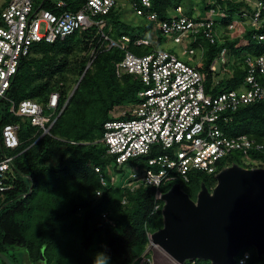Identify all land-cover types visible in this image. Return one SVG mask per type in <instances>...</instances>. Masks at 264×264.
Returning <instances> with one entry per match:
<instances>
[{
  "label": "trees",
  "instance_id": "1",
  "mask_svg": "<svg viewBox=\"0 0 264 264\" xmlns=\"http://www.w3.org/2000/svg\"><path fill=\"white\" fill-rule=\"evenodd\" d=\"M151 1L153 10L162 20L179 9L181 4V0ZM203 1L206 4L205 16L210 5ZM261 1L264 5V0ZM217 2L225 9L227 19L239 17L243 9H251L244 1ZM81 3L82 0H76L72 7L76 10ZM2 7L5 6H0V10ZM118 11L113 9L104 17L108 24L105 33L115 39L128 36L132 42L130 49L141 52L142 48L135 47L134 42L145 38L147 31L129 28L120 19ZM142 21L148 23L144 19ZM223 23L226 24V20ZM262 33L264 23L261 29L249 28L242 37L219 40L215 45L208 43L205 70L224 48L235 58L243 50L246 56L260 54L264 42H259L254 36ZM99 41L98 29L92 27L52 44L37 43L19 67L8 93L9 99L17 104L30 99L45 105L50 95L58 92L61 97L56 118L67 103L73 84L76 89L52 127L51 134L43 137L29 120L11 114L8 102H4L5 107L0 110V131L8 124L21 126V146L11 152L15 157L14 187L0 197L2 254L8 248L24 246L33 264L42 262L43 248L47 264H95V261L96 264H106V257L109 258L108 264H134L141 256H145L142 264H152V252L146 253L150 246L149 234L163 228V202L155 200L157 188L142 187L135 193L118 187L108 189L102 186L101 175L95 171L100 167L102 174L107 176L108 167L114 161L106 155V148L100 142L105 122L114 119L112 112L116 107L132 103L142 89V84L133 76H118L116 64L124 57L120 49L106 50L103 47L92 60L91 52L99 47ZM246 56L238 58L239 63L232 68L233 75L220 80L212 90L213 73H210L208 91L216 95L241 87L245 78L243 65ZM226 116L230 118L225 121ZM219 124L230 136L248 135L264 145V102L223 114ZM251 154L264 162V151ZM201 183L210 189L217 184L215 176L191 173L190 182L182 181L181 185L196 200ZM170 188L166 184L160 187V191L166 193ZM98 192H102L100 197ZM124 197L128 200L127 205L122 203ZM156 204L160 205L157 211ZM244 252L251 254L249 264L264 262L257 257L254 248H247L240 256ZM194 263L211 264L202 260Z\"/></svg>",
  "mask_w": 264,
  "mask_h": 264
},
{
  "label": "built area",
  "instance_id": "2",
  "mask_svg": "<svg viewBox=\"0 0 264 264\" xmlns=\"http://www.w3.org/2000/svg\"><path fill=\"white\" fill-rule=\"evenodd\" d=\"M75 1L10 0L0 10V105L8 102L11 114L29 120L33 127L42 132L41 137L50 135L67 105L55 118L60 94L52 93L45 105L30 99L17 104L9 99V90L33 45L41 42L52 44L75 32L96 27L100 41L99 47L92 53V60L103 47L106 50L120 49L124 57L116 64L118 76L131 75L142 84L137 96L138 105L131 113L106 121L100 142L106 148V155L114 159V166L122 167L131 161L144 160L145 167L140 169V173L131 172L124 181L112 173L107 174V178L101 168L96 167L103 187H118L130 193L142 187H156L155 200L162 201L164 193L160 191L161 186L181 185L182 181L189 183L191 173L216 176L224 167L236 162L234 157L232 161L229 160L234 152L242 153L250 163H255V160L250 159V154L263 152L264 145L248 135L226 134L219 121L223 114L264 102V51L256 56L245 57V78L241 87L214 95L208 91L206 78L198 66L164 49L155 48L146 54H136L130 49L132 42L128 36L115 39L105 33L108 24L104 17L123 3L137 18L152 23L161 35L172 36L177 44L189 35L202 36L208 43L215 45L220 40L218 33L224 30L231 32L239 24L238 20L223 25L228 15L217 0L210 1L205 16L200 14L193 19L176 9L165 20L160 19L153 10L151 0H82L76 10L72 7ZM237 1L253 5V25L262 28L263 2ZM244 11L247 10L243 9L242 13ZM254 38L264 42V33L255 34ZM150 43L138 39L134 46L143 48ZM227 55L228 50L224 48L210 65L209 73L216 72L217 59H220L222 72H228ZM232 75L231 72L229 77ZM229 118L224 117L225 121ZM20 130L21 126L15 123L5 125L0 131V197L14 187L15 157L11 152L21 146ZM97 195L100 197L102 192ZM122 203L127 205L126 197ZM159 209L160 205L156 204L155 211ZM250 259L251 254L244 252L236 258V264H249ZM185 264L195 263L187 261Z\"/></svg>",
  "mask_w": 264,
  "mask_h": 264
},
{
  "label": "water",
  "instance_id": "3",
  "mask_svg": "<svg viewBox=\"0 0 264 264\" xmlns=\"http://www.w3.org/2000/svg\"><path fill=\"white\" fill-rule=\"evenodd\" d=\"M215 179L213 189L201 183L196 200L180 184L162 195L163 228L151 235L150 246L179 264L196 260L236 264L240 253L251 247L264 259V167L247 168L233 162ZM44 253L43 248L42 261ZM0 259L13 264L2 253Z\"/></svg>",
  "mask_w": 264,
  "mask_h": 264
},
{
  "label": "rangeland",
  "instance_id": "4",
  "mask_svg": "<svg viewBox=\"0 0 264 264\" xmlns=\"http://www.w3.org/2000/svg\"><path fill=\"white\" fill-rule=\"evenodd\" d=\"M10 0H0V6H6ZM211 0H207V5H210ZM74 2V1H73ZM76 2V1H75ZM253 3V2H252ZM205 3L203 0H181V4L179 6L180 12L183 13L184 16L190 17V18H198L200 14L204 16L205 10ZM252 11H253V5H250ZM3 8V7H2ZM119 11V17L122 19L125 23L128 24V27L131 29H136V31L139 32H145L146 37L143 38V40H146L148 42H151L149 45H144L142 48L141 52H135L136 54H145L152 52L155 48L156 49H164L168 50L170 52L175 53L179 58L182 60L188 62L189 64L196 65L199 67L201 72L204 74V77L206 78V87H208V80L207 78L209 77L210 73L208 70H205V66L207 64V50H208V42L202 37V36H192L188 37L189 35L185 36L182 40V43L177 44L174 42V39L172 36H163L160 35V33L155 29V25L152 23H145L142 21V19L137 18L123 3H121L118 8ZM251 9L249 11H244L242 14L243 16L236 15L235 17L228 18L226 19V22H233L236 23V21L239 20V24L237 27L231 31V32H221V34L218 33V38H220V41H224V39L229 38V39H235L238 37H242L246 30L249 28H253L256 26L253 25V20H252V11ZM246 10V9H244ZM225 20H223L224 22ZM264 23V18L262 19ZM225 26L226 24L223 23ZM261 29V28H260ZM114 30V29H113ZM244 43V42H243ZM242 45V44H241ZM264 51V47L262 49ZM94 52V49L91 52V57L92 53ZM262 52V51H261ZM229 53V52H228ZM246 56V51L243 50L238 53V58H244ZM219 55L217 56V58ZM237 57L233 55H227V60H228V72H222V65L220 62V59H217V64H216V72L212 74L213 76V84L212 87L216 88L217 87V82H220L223 78L228 77L231 72L232 68L235 64H238L239 62L237 61ZM92 64V61L89 63L88 67ZM242 66V65H241ZM76 88L74 87L70 90L69 97L73 95V91ZM208 89V88H207ZM75 92V91H74ZM138 99L135 97V100L126 105L118 106L114 109L112 112L113 117H120L121 115L131 113L134 108L138 105ZM68 103V102H67ZM5 107V103L1 104L0 110L2 111ZM160 154V153H159ZM233 157L236 161V163L240 164L243 167H250V168H258L261 166H264V163H261L257 158H254L252 154H250V159L255 163H250L249 160L244 158L242 153L240 152H234L232 157L229 160H233ZM136 166V167H135ZM144 160L140 161H131L130 163L122 166V167H116L112 163L111 167H108V173H112L117 179H121L124 181V179L131 174V172H138L140 173V169L144 168ZM170 186H173L174 184H167ZM156 222V220H155ZM152 252V258L151 262L152 264H176V262L171 259L165 252H163L160 248L156 247H151L149 246L147 252ZM15 255V253H14ZM12 262L15 264H33L31 262L25 261L26 260V255L25 252L22 248H19L16 256L13 257V255L10 257ZM25 259V260H23ZM145 256L143 261L141 262L144 263ZM40 262L34 263V264H39ZM0 264H3L2 261L0 260ZM264 264V262H262Z\"/></svg>",
  "mask_w": 264,
  "mask_h": 264
},
{
  "label": "flooded vegetation",
  "instance_id": "5",
  "mask_svg": "<svg viewBox=\"0 0 264 264\" xmlns=\"http://www.w3.org/2000/svg\"><path fill=\"white\" fill-rule=\"evenodd\" d=\"M19 248H22L23 250H24V252H25V255H26V260L25 259H23V260H25V261H28V262H31V260L29 259V253H28V250H27V248H24V246H21V247H18V248H8V249H6V251H5V256H7V258H9V260L10 261H12L11 260V256L12 255H14V253H17V251H18V249ZM13 263V262H12ZM14 264V263H13ZM39 264H47V262L46 261H42L41 263H39ZM51 264H56V263H51Z\"/></svg>",
  "mask_w": 264,
  "mask_h": 264
},
{
  "label": "clouds",
  "instance_id": "6",
  "mask_svg": "<svg viewBox=\"0 0 264 264\" xmlns=\"http://www.w3.org/2000/svg\"><path fill=\"white\" fill-rule=\"evenodd\" d=\"M103 255V254H102ZM106 257V256H105ZM108 260H109V258L108 257H106V264H108ZM95 264H96V261H95Z\"/></svg>",
  "mask_w": 264,
  "mask_h": 264
},
{
  "label": "crops",
  "instance_id": "7",
  "mask_svg": "<svg viewBox=\"0 0 264 264\" xmlns=\"http://www.w3.org/2000/svg\"><path fill=\"white\" fill-rule=\"evenodd\" d=\"M206 2H207V0H206ZM208 3V2H207Z\"/></svg>",
  "mask_w": 264,
  "mask_h": 264
}]
</instances>
